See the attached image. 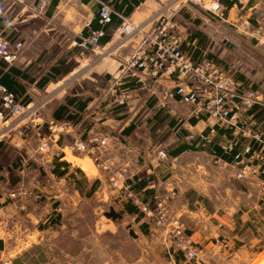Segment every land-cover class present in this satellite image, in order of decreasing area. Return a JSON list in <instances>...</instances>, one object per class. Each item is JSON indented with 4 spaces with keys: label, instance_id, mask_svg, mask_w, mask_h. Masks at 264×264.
<instances>
[{
    "label": "crops",
    "instance_id": "obj_1",
    "mask_svg": "<svg viewBox=\"0 0 264 264\" xmlns=\"http://www.w3.org/2000/svg\"><path fill=\"white\" fill-rule=\"evenodd\" d=\"M219 1L226 8L224 20L182 0H53L41 19L32 15L31 3L24 9L15 0H0V37L24 44L16 63L8 65L0 58V79L18 101L43 105L34 122L0 128V144L4 145L0 154L12 148L24 161L15 171L22 179L17 186L9 184L7 166L0 170V190L6 191V201L0 198L1 263L23 264L36 246L55 247L62 232L69 227L73 231V223H83L86 218L87 232L79 239L84 264L97 253L99 264L118 260L122 264H186L182 253L172 252L171 239L163 229L147 215L127 212L129 205L139 211L137 201L154 207L159 198L174 194L172 213L182 218L187 235L196 244L219 240L223 227L237 228L230 219L243 220L250 204L257 208L258 179L237 180L233 163L218 157L214 149L190 150L191 134L209 133L207 116L201 111L207 104L198 90L202 87L176 72L153 78L126 64L144 34L160 18L171 19L187 57L196 64L209 63L216 77L234 81L238 104L246 97L254 99L258 112L242 108L238 119L250 121L256 132L264 134L261 20L252 18L254 0ZM103 3L111 4L114 11L115 21L105 30L110 40L101 43L98 53L82 54L74 43L100 30ZM124 21L137 32L129 37L119 32ZM251 33L259 35L254 42L249 41ZM256 70L258 87L252 83ZM192 96L197 97L196 102ZM51 123L67 124L66 133L58 137L64 159L58 157L56 147L44 156L37 153L41 139L50 135ZM105 137L110 140L99 154L105 161L101 167L124 174L128 187L125 193L117 190L113 198L107 192L105 172L93 159L74 157L77 170L67 160L68 147L74 142L93 145ZM211 137L219 148L234 139L240 145L245 142L228 125L217 127ZM159 151H166L168 160H162ZM4 160L10 163L14 159ZM31 170L38 176L33 193L10 198L12 193L24 191L19 186ZM107 205L121 217L108 218L102 211ZM68 213L72 214L71 225ZM91 216L93 223L88 220ZM238 225L241 230L243 225ZM111 238L125 240L124 252L121 255L110 249L112 255L103 261ZM211 250L203 252L202 264H210L207 259L214 258ZM75 256L67 251L65 257L74 260ZM71 263L68 259L67 264Z\"/></svg>",
    "mask_w": 264,
    "mask_h": 264
},
{
    "label": "built area",
    "instance_id": "obj_2",
    "mask_svg": "<svg viewBox=\"0 0 264 264\" xmlns=\"http://www.w3.org/2000/svg\"><path fill=\"white\" fill-rule=\"evenodd\" d=\"M52 1L15 0L16 4L24 9L31 3L32 15L40 19L46 16L47 9ZM182 1L186 5H195L219 19L225 17L226 8L219 0ZM113 14L114 11L111 4H101L99 24L102 29L92 32L88 36H82L79 41L74 43V47L82 54L98 53L101 49V39L105 36L103 28L112 22ZM175 31L176 24L171 19L160 18L151 31L144 34L135 52L126 60L128 68L145 72L153 78H160L169 71L176 72L179 77L191 79L200 85L202 88L198 90L205 96V102H207L205 106H202L201 111L207 116L209 133L191 134L188 137L190 147L197 150L211 146L213 144L211 134L219 126L228 125L230 129L235 128L245 142L240 145L239 140L234 139L226 143L222 149L226 153H231L236 148L238 149L233 162L237 170V180L258 179L260 192L264 195V134L256 132L250 121H239L238 119V113L242 108L251 110L254 107V99L246 97L238 104L236 100L239 99V94L234 81L229 78L216 77V71H211L209 63H194L183 53L181 48L182 41ZM119 32L129 37L137 32V29L128 21H124L119 28ZM23 50L24 44L22 41L10 43L0 37V58L6 64L12 65L16 63L21 57ZM192 101L196 102L197 97L192 96ZM33 107L32 104H24L18 101L16 96L0 83V128L5 125L11 127L25 120L34 122L38 117ZM66 130L67 124L51 123V134L49 137L41 139L39 151L45 154L49 153L54 145L58 149V157L60 156L64 159V150L63 148L61 150L58 137L61 134H65ZM109 140L108 137L96 139L93 145H87L83 141H76L68 149L71 154L78 157H90L96 164L101 159L99 154L109 146ZM158 155L162 160H168L166 151H159ZM113 188L119 191L128 189L119 178L113 181ZM19 194L24 195L25 193H13L10 198L15 199ZM130 197L133 198L132 195ZM136 204L140 213L149 216L158 226L165 223L168 217V204L166 201H157L154 207L148 204H141L138 201ZM172 227L174 229L173 237L179 242L183 241L185 243L184 246H178V251L187 259L193 260L197 254L190 248L184 225L179 220H173Z\"/></svg>",
    "mask_w": 264,
    "mask_h": 264
},
{
    "label": "rangeland",
    "instance_id": "obj_3",
    "mask_svg": "<svg viewBox=\"0 0 264 264\" xmlns=\"http://www.w3.org/2000/svg\"><path fill=\"white\" fill-rule=\"evenodd\" d=\"M253 6H256L255 11L253 12V16L252 18L261 20V24L262 27L264 29V0H254L253 1ZM226 18V14L225 17L222 19L224 20ZM133 35V34H131ZM259 35L257 33L253 34H249V41H256L257 37ZM261 37L263 38V35H261ZM261 38V39H262ZM263 68V67H262ZM261 68V70H263ZM253 77L256 79V81L252 82L255 87L257 86V81L258 79L261 78V81H264L263 79V75H264V71L262 73L261 71V75L260 78H258V71L256 70L255 72L252 73ZM33 110L34 112L37 114L38 119L40 118L41 115V109L43 108L42 104H35L33 105ZM51 127V124H50ZM49 127V130H50ZM51 134V131H50ZM49 137V135L47 136ZM45 137V138H47ZM40 144V143H39ZM53 147H55L53 145ZM8 149V147H7ZM37 153L40 155H45V153L40 152L39 151V147H36ZM58 150V149H57ZM62 150V148H61ZM4 152H6L5 154H3ZM3 153L0 154V163H4L3 161L5 157L7 158H12L14 159L15 155L17 154L16 151H14L12 148H9L8 150H4ZM68 157L67 160L70 161L71 163H73L75 166V170H77V167H79L77 165L76 159H74V157L77 158H81L78 157L76 155L71 156V154L67 151ZM18 155H16V157H18ZM79 162V161H78ZM105 163V161L101 158L99 160V162L96 163V166L98 167V169L102 172H105L106 177H107V192L109 193L110 197L113 198L114 195H117L116 192L117 190H115L113 188V181H115L116 179H120L122 180V184H124L123 181H125V176L124 174H122L121 172H111L109 170L107 171H103L102 169V165ZM89 165V164H88ZM2 168H5L4 166H0V170ZM9 168V167H8ZM28 168V167H27ZM36 170V172H38V170L33 167L32 170ZM32 170L29 172H27L25 174V180H24V184H20L19 187H23L22 190H24L21 193H33V190L35 189V186L37 185L36 180L38 179V176L36 177L32 172ZM92 170H90L88 173H90ZM32 172V173H31ZM8 173L10 175V179L13 181L14 179L17 180L16 176L10 174L9 170ZM17 175V172H16ZM78 178L80 179V182L82 180V176L80 173L77 174ZM10 180V185L12 186H17L19 181L16 182L15 184H12ZM248 181H252V178H248L246 179ZM0 183L1 180H0ZM81 184H83V182H81ZM87 182H85L83 185H85L86 187ZM93 185V182L92 184ZM240 185H238L239 187ZM245 187V186H242ZM241 187V188H242ZM246 188V187H245ZM244 189V188H243ZM17 191V190H16ZM127 190L122 191L123 193H125ZM5 193L6 191L0 190V198L1 201H6L5 199ZM20 193V192H17ZM11 194V193H10ZM13 194V193H12ZM11 194V195H12ZM10 195V196H11ZM174 194H170L167 196H163L161 198L158 199V202H163L166 201L168 204V217L165 221V223H163V225H159V227H161L163 229V232L171 238V242H170V246H171V250L172 252L175 251L176 253H181L180 251H178V246H184L185 243L183 241H178L177 239H175L173 237V227H172V221L173 220H179L185 227L186 229V236L188 237V241L190 242V248H192L191 250L194 252H196L197 256L193 259V260H189L187 259L183 254V260L186 262V264H202V255L203 252H205L207 249H212L211 251H213L214 254V258H209L207 259V261L210 262V264H261V258L264 259V195L261 194L260 190L259 193H255V195L260 199L258 200V204H257V208H255L254 205L250 204V206L247 207L246 209V215L243 218V220L234 218V219H230V221L233 220V222H236L237 224V228H233L231 227H223L221 229V233H223L222 236H220L219 240L217 241H213V242H200L198 244L194 243L192 241V239L190 238V236L187 235V225L185 224V222H183L181 217H178L177 215L172 213V201H173V196ZM23 196V195H22ZM18 198V197H17ZM19 199V198H18ZM16 199V200H18ZM249 208L251 209L250 213H248L247 211L249 210ZM105 214H108L110 212H115L113 210V208H110L108 205L103 208L102 210ZM221 212V211H220ZM116 213V212H115ZM71 213H68V218L70 219V222H68V224L71 225L72 221H71ZM94 215V214H93ZM94 217H97V215L95 214ZM94 217H89L88 220L90 222H94ZM149 217V216H148ZM86 221L87 219H84V222L82 223V220L79 221V223H73L75 224L73 231H71L72 229L69 227L67 228L64 232L61 233V241L58 242L55 247L53 246L52 248L49 247V245L46 246H36L37 248L35 250H33L31 256L29 257V259H24L23 260V264H40L41 262H44V264H67L68 259L71 260V262L73 261V263L71 264H84V259L85 257L83 256H79V254L82 252V248H84L83 243L81 240L83 238V235L86 234ZM242 224L243 227L238 228V224ZM85 224V226H84ZM123 235V234H120ZM120 237V236H119ZM121 239V240H120ZM118 241L114 240V239H110L108 241V253H107V257L104 258L103 261H105L107 258H109V256L112 255V253L109 251L111 249V251L113 252L114 250L117 251V253H120L122 255V253L124 252L122 250V248H124V243L125 240L123 238H120ZM88 245V243H87ZM67 251L69 252H73L75 253V259L72 260V258H67L66 253ZM63 252V254H62ZM115 254L113 253V256ZM99 255L97 253V255H94L92 258H88L86 259V263L85 264H99L100 260H99ZM116 257H118V255H116ZM1 259L0 258V264L1 263ZM204 260L206 261V259L204 258ZM206 261V262H207ZM208 263V262H207ZM43 264V263H42ZM116 264H122L120 260L116 261Z\"/></svg>",
    "mask_w": 264,
    "mask_h": 264
},
{
    "label": "trees",
    "instance_id": "obj_4",
    "mask_svg": "<svg viewBox=\"0 0 264 264\" xmlns=\"http://www.w3.org/2000/svg\"><path fill=\"white\" fill-rule=\"evenodd\" d=\"M235 2H237V1H235ZM234 2V3H235ZM115 21V17H114V15H112V22H114ZM112 22L110 23V24H112ZM109 24V25H110ZM109 25H107V26H109ZM107 26L105 27V28H103V30H104V32H105V30H106V28H107ZM102 29V27H101V25H100V30ZM110 40V37L109 36H104L102 39H101V43H107L108 41ZM0 83L5 87V85H4V83H3V80L2 79H0ZM7 88V87H6ZM8 89V91L9 92H11L10 90H9V88H7ZM12 93V92H11ZM14 94V93H13ZM18 100V99H17ZM258 110H259V107L258 106H254L253 108H252V111H250V113H252V114H255V113H257L258 112ZM258 115L259 114H257V115H255V117H258ZM3 144L1 143L0 144V150L3 148ZM206 148H208V149H214V152H215V154L218 156V157H220L221 159H223L224 161H226V162H228V163H233L234 162V160H235V155L238 153V149L236 148L235 150H234V152H231V153H226L222 148H219V147H215L214 146V143L211 145V146H209V147H206ZM190 150H195L193 147H190ZM4 163H0V166H1V164H2V166H7L6 168H7V170H9V172H10V174H11V176L12 175H14V176H16V178H17V180L16 179H14L13 181L9 178V180H11V182H12V184H15L16 182H20V180H22L21 179V176H18V175H16V170H18V169H20V168H22V166H23V164H24V161H23V159H22V156L21 155H19L18 157H15L14 158V160L13 161H10V163H9V161H7V162H5V161H3ZM26 164H27V162H26ZM14 169V171L13 170H11V167ZM9 167V168H8ZM9 184H10V182H9ZM12 186V185H11ZM13 187V186H12ZM127 212H129L130 214H140V212L137 210V208L136 207H134L133 205H129V207L127 208ZM108 218H110V219H113V220H117V219H119L120 217H121V215L120 214H117V213H115V212H110V213H108L107 215H106ZM261 264H264V259H262L261 258Z\"/></svg>",
    "mask_w": 264,
    "mask_h": 264
}]
</instances>
